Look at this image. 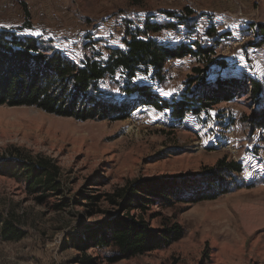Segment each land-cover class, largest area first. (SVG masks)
I'll list each match as a JSON object with an SVG mask.
<instances>
[{"label": "rangeland", "instance_id": "374dc122", "mask_svg": "<svg viewBox=\"0 0 264 264\" xmlns=\"http://www.w3.org/2000/svg\"><path fill=\"white\" fill-rule=\"evenodd\" d=\"M185 7L193 11L188 22L197 18L193 29L181 24L152 37L170 47L186 44L193 51L211 47L215 59L208 68L192 55L176 59L159 85H148L163 99H177L199 63L200 69H208L210 86L216 79L257 80V98L241 92L181 122L171 119L169 111L146 106L125 120L84 122L34 107L0 106V172L15 166L9 161L14 158H49L59 168L61 186L60 192L42 198L0 173V213L24 233L18 241L0 238V264H80L84 256L95 258V264H264V128L251 129L245 121L264 107V44L257 45L256 36L258 26L264 27V0H0V28L22 27L27 10L30 28L24 34L72 60H101L110 49L123 47L124 34L108 30V25L120 22L137 29L148 16L169 22L161 12ZM206 26L215 29V37L202 34ZM242 36L249 39L240 44ZM109 88L116 100L122 99L116 86ZM232 111L237 119L230 137ZM232 149L242 171L233 175L231 190L215 200L169 207L157 202L145 204V209L125 204L122 212L112 204L121 202L115 197L119 190L139 180L195 175L220 159L234 161ZM118 211L141 216L153 230L178 224L184 236L166 249L112 263L107 249L74 248L72 242Z\"/></svg>", "mask_w": 264, "mask_h": 264}, {"label": "trees", "instance_id": "16d2710c", "mask_svg": "<svg viewBox=\"0 0 264 264\" xmlns=\"http://www.w3.org/2000/svg\"><path fill=\"white\" fill-rule=\"evenodd\" d=\"M161 13L169 22L152 21L153 16H148L141 28H125L123 47L110 49L105 59L83 56L75 61L45 46L39 38L23 33L24 29L30 28V14L25 10L22 27L0 28V106L34 107L47 114L81 122L125 120L139 106H146L160 112L169 111L171 119L181 122L188 114L197 116L221 101H230L241 92L257 98L261 90L257 80L216 79L215 85L210 86L207 84L208 69L200 68H195V75L188 77L179 98H161L148 84L161 83L166 59H181L213 51L207 46L193 51L186 44L170 47L158 42L152 36L163 29H176L185 24L190 30L197 24L195 17L188 22L193 11L187 7ZM205 35L215 37V29L210 27ZM256 36L259 38L257 45L264 44L263 26H258ZM113 85L122 99H115L109 88ZM245 121L251 129L264 128V107L254 111ZM9 161L15 166H8L7 172L0 173L23 183L30 192H40L44 198L47 194L61 191L59 168L51 159L18 157ZM241 171L240 163L223 158L212 169L200 174L139 180L116 193L115 197L121 202L111 201L122 212V208L123 211L126 209L125 204L133 209H145V204L157 202L169 207L177 202L215 200L231 190L229 182L234 174ZM97 199L92 198L94 201ZM63 201L67 203L68 200ZM121 212L111 214V220L103 221L90 233L77 238L72 242L74 248L82 252L90 247L107 249L109 254L113 253L106 256L112 263L166 249L184 236V230L178 224L153 230L141 216L121 215ZM99 227L103 228L99 230ZM23 235L21 229L0 213V238L18 241ZM89 238L92 242H88ZM78 262L95 264L96 259L84 256Z\"/></svg>", "mask_w": 264, "mask_h": 264}, {"label": "built area", "instance_id": "2783aa9c", "mask_svg": "<svg viewBox=\"0 0 264 264\" xmlns=\"http://www.w3.org/2000/svg\"><path fill=\"white\" fill-rule=\"evenodd\" d=\"M162 1H164V2H168V3H172V2L175 1V0H162ZM107 28H108V30H110V31L118 32V33H120V34H124V29H125V27H124L123 24L120 23V22L112 23V24L108 25ZM249 29H250V31H252L251 28H249ZM201 31H202V34H205L206 31H207V26L204 27V28H202ZM253 33H254V32H253ZM248 39H249V37H244V36H242V37L240 38V42L238 41V43L243 44V43H245V41L248 40ZM234 44H235V43H234ZM191 57L197 58L198 61H199V63H200V62H203V63H204L203 65H204L206 68L209 67V63H210V61H212V60L215 59V56H214L211 52H207V53L200 52V53H196L195 55H192ZM175 60H176V59H172V58H168V59H166L165 64H164L163 75H166L167 70H168V67H169V68H171V67L173 68V67L175 66ZM199 63H198L197 65H195L196 68H199V66H200ZM204 66H203V67H204ZM202 69H203V68H202ZM229 114H230V116H231V117H230L231 120L229 121V123H228V125H227V127H228V133H229L228 136L232 137V136H233V133H234V131H235V127H236L234 121L237 119V113H236L235 111H232V112H230ZM227 118H229V115H227ZM229 148H230V147H229ZM231 154H232V159H234V161H236V158H235V156H236V152H235L234 149H232Z\"/></svg>", "mask_w": 264, "mask_h": 264}, {"label": "snow or ice", "instance_id": "6c2138e0", "mask_svg": "<svg viewBox=\"0 0 264 264\" xmlns=\"http://www.w3.org/2000/svg\"><path fill=\"white\" fill-rule=\"evenodd\" d=\"M0 27H2V26H0ZM35 35H40V33L37 31L36 33H34ZM162 95H164V96H169L171 93H169V92H162L161 93Z\"/></svg>", "mask_w": 264, "mask_h": 264}]
</instances>
